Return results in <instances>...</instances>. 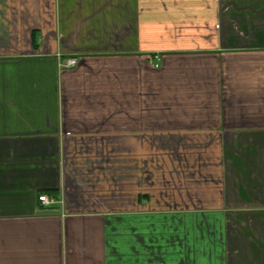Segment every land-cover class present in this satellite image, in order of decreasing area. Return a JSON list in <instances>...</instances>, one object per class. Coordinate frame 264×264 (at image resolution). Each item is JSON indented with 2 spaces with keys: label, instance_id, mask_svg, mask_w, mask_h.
Here are the masks:
<instances>
[{
  "label": "crops",
  "instance_id": "1",
  "mask_svg": "<svg viewBox=\"0 0 264 264\" xmlns=\"http://www.w3.org/2000/svg\"><path fill=\"white\" fill-rule=\"evenodd\" d=\"M0 264H264V0H0Z\"/></svg>",
  "mask_w": 264,
  "mask_h": 264
},
{
  "label": "built area",
  "instance_id": "2",
  "mask_svg": "<svg viewBox=\"0 0 264 264\" xmlns=\"http://www.w3.org/2000/svg\"><path fill=\"white\" fill-rule=\"evenodd\" d=\"M77 64L76 59L69 58L66 60V62L63 64L64 67H74ZM39 202H41L43 205H49L53 201L46 195H40L38 197Z\"/></svg>",
  "mask_w": 264,
  "mask_h": 264
}]
</instances>
